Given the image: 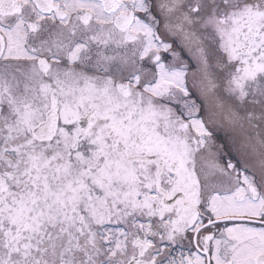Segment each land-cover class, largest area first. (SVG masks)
<instances>
[{
  "label": "snow or ice",
  "instance_id": "1",
  "mask_svg": "<svg viewBox=\"0 0 264 264\" xmlns=\"http://www.w3.org/2000/svg\"><path fill=\"white\" fill-rule=\"evenodd\" d=\"M0 264H264V0H0Z\"/></svg>",
  "mask_w": 264,
  "mask_h": 264
}]
</instances>
